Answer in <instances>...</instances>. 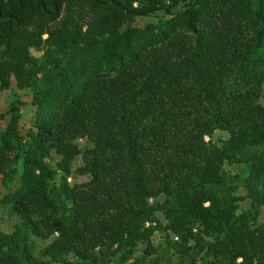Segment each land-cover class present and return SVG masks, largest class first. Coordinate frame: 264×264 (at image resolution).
Segmentation results:
<instances>
[{
	"label": "trees",
	"instance_id": "trees-1",
	"mask_svg": "<svg viewBox=\"0 0 264 264\" xmlns=\"http://www.w3.org/2000/svg\"><path fill=\"white\" fill-rule=\"evenodd\" d=\"M14 80L0 264H264V0H0Z\"/></svg>",
	"mask_w": 264,
	"mask_h": 264
},
{
	"label": "rangeland",
	"instance_id": "rangeland-1",
	"mask_svg": "<svg viewBox=\"0 0 264 264\" xmlns=\"http://www.w3.org/2000/svg\"><path fill=\"white\" fill-rule=\"evenodd\" d=\"M148 21V19H140L138 20V24H145ZM34 54L36 55H40L41 53L37 50H33ZM16 99H20L22 101L25 102L24 105L21 106V112L23 114V118L21 121L22 124V129L25 130L26 127L29 126L30 124V117L32 114V110H33V106L31 104V100H32V95L28 90H22L19 89L16 85V81L14 80L12 83V86L7 89V90H1L0 89V114H4V118L2 120H0V127L3 128L6 126L10 114H9V107H10V103ZM217 136H221V134L217 133ZM223 136H225L223 134ZM80 145L82 146V149H85L87 147V141L85 139H81L80 140ZM82 155L79 156L75 162V166H78L82 163ZM88 179V177L86 176H78L77 177V181L79 182H83L86 181ZM70 181H74V179L71 177ZM17 183V180L13 183H10L9 185H3L2 184V180L0 177V195H4L5 193H7L9 190H11ZM236 186L233 188V183L231 182L229 184V186L227 187L229 192H233L236 193L237 196H244L246 194V189L245 186L243 185V181L240 180V182H235L234 183ZM243 206L245 208H247L249 206V201L247 199H245L242 202ZM261 218L263 220L264 218V207L262 209V214H261ZM16 221L15 217H9L7 212L4 213V219L2 221V226L5 230L9 231L11 230V225L12 223H14ZM165 237L166 234L162 231V230H157L154 237H153V242L155 244L156 249H158V253L157 254H153L151 256L147 257V262L144 264H151L153 258H162L165 255L164 254V246H165ZM141 247H144V244H140ZM138 255L141 256L142 253L138 252ZM163 259H167V257H164ZM167 260H162V262L164 264H167ZM127 264H136L135 261L131 260L129 263Z\"/></svg>",
	"mask_w": 264,
	"mask_h": 264
}]
</instances>
